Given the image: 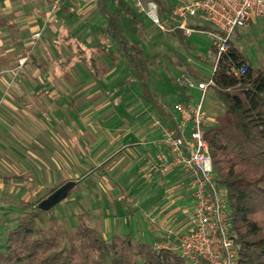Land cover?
<instances>
[{"label":"rangeland","instance_id":"374dc122","mask_svg":"<svg viewBox=\"0 0 264 264\" xmlns=\"http://www.w3.org/2000/svg\"><path fill=\"white\" fill-rule=\"evenodd\" d=\"M95 1L83 0L80 10L72 14L62 13L50 18L46 14L48 23L44 26L41 17L34 21L24 18L26 26L19 29L13 24L10 38L27 36L26 45H33L32 50L27 49L29 53L24 52L27 56L17 66L6 64L2 56L12 57L17 49L10 47L8 39L0 37L3 41L0 46V237L8 227L15 225L31 203L38 206L70 181L76 184L68 195L42 215L47 226L57 223L70 230L78 221V215L85 213L87 219L109 237L113 231L121 229V223L117 226L111 221L116 210L115 192L120 193V204L124 201L129 204L130 200L143 204L145 199L140 197L146 192L152 203L161 202L163 192L159 183L145 176L135 177L133 183L140 187L132 191L125 185L131 175L124 172V178H119L120 171L126 170L127 165L129 168L137 166L135 161L130 160L132 164H128L117 161L118 156L112 159L111 152L116 149L112 140H155L161 131L152 126L156 112L139 97L114 42L100 32L103 21ZM127 2L133 7L131 0ZM1 19L0 25L6 22L5 18ZM29 26L39 28L38 38L29 31ZM144 27L141 41L147 54H158L150 65L152 87L159 99L173 109L179 102L198 100L201 91L196 85H187L183 79L196 84L199 80L192 71L207 79L210 77L213 61L209 29H195L183 41L150 21H145ZM232 38L240 52L254 66L264 70V18L257 17L246 27H238ZM75 43L84 50L81 55L98 58L104 68L99 77L88 63L74 55ZM67 59L71 64L63 67ZM184 63H189L192 71ZM20 74L25 76V84L20 81ZM13 86L21 92H16ZM204 106L208 123L222 119L224 107L210 87L205 93ZM155 147L154 151L149 149L148 158L162 148ZM123 154L128 157V150ZM106 156L109 157L103 165L96 167ZM146 170H149L148 164ZM190 193L187 189L183 196ZM102 203L106 212L101 210ZM144 205L150 206L146 201ZM192 207L193 199H188L185 206L177 210L184 217L178 232L191 229ZM142 209L143 206L129 212L134 213L139 223H145L146 212ZM145 228L144 233L136 231L138 238L153 242L155 235H160L161 231L149 224Z\"/></svg>","mask_w":264,"mask_h":264},{"label":"trees","instance_id":"16d2710c","mask_svg":"<svg viewBox=\"0 0 264 264\" xmlns=\"http://www.w3.org/2000/svg\"><path fill=\"white\" fill-rule=\"evenodd\" d=\"M155 1L172 27L166 31L184 41L187 35L173 27L177 21L171 14L172 0ZM96 6L103 21L100 32L114 42L125 60L139 97L152 106L163 123L174 127L175 110L159 99L151 83L150 64L158 54L148 55L141 41L145 21L150 20L127 0H96ZM63 12L67 13L66 6ZM189 24L199 30L214 29L207 22ZM73 49L96 77L103 73L97 57L81 55L84 50L79 44L75 43ZM228 56L233 62L245 63L247 71L236 78L227 75L224 63L219 64L210 88L222 103L224 113L221 120L206 125L205 137L217 182L226 192L237 264H264V70L240 52L233 38ZM70 64V59L62 63L63 67ZM184 64L192 71L189 63ZM192 73L199 81L207 80ZM35 204L31 203L0 237V264H209L205 260L194 263L172 248H158L156 242L138 238L131 231L105 237L85 213L78 215L70 230L57 223L47 226L42 217L47 210Z\"/></svg>","mask_w":264,"mask_h":264},{"label":"built area","instance_id":"2783aa9c","mask_svg":"<svg viewBox=\"0 0 264 264\" xmlns=\"http://www.w3.org/2000/svg\"><path fill=\"white\" fill-rule=\"evenodd\" d=\"M79 1L51 0L49 18L57 15L66 4L70 11H74ZM131 1L133 7L157 27L163 30L172 28L168 25V17L160 14L155 0ZM171 14L177 21L173 27L182 29L186 35L195 30L190 22H207L214 27L208 30L212 36L210 58L213 66L207 80L194 84L183 79L187 85H196L201 96L198 100L174 105V127L163 123L158 116H152V126L161 131L156 142L162 148L150 160L151 167L161 172L179 167L189 178L193 199L191 229L178 232L168 228L164 240L156 247L177 250L194 263L205 260L209 264H237L238 251L228 223L226 192L217 182L205 137L208 116L204 100L207 89L214 85L213 75L219 64L224 63L227 75L236 78L247 71L245 63L229 59L230 39L238 27H246L257 17L264 18V0H172ZM34 36L38 38L40 31ZM151 222L155 223V217H151Z\"/></svg>","mask_w":264,"mask_h":264},{"label":"crops","instance_id":"0c3cea01","mask_svg":"<svg viewBox=\"0 0 264 264\" xmlns=\"http://www.w3.org/2000/svg\"><path fill=\"white\" fill-rule=\"evenodd\" d=\"M82 1L83 0L79 1V3L75 6L74 11H70L68 9L67 4L64 5L67 7V14L78 12L80 8L83 6ZM50 3H51V0H0V17L5 18V21H6V22H3L2 25H0V37L8 39V42L9 43L11 42L10 47H12L13 45L15 46V49H17V53H15L12 57H8L7 55H2L3 53L1 54L3 56V59H5L6 64L12 65V66L19 65V63H21V60L27 56V54H25L24 52L29 53L27 52V49L28 48L33 49L32 47L33 45H26L27 43L26 41H24V39L28 38L27 36H22V37L19 36L17 38H10L9 32L11 31L13 27L12 25L13 24L16 25L17 29H19V28L26 26V24L24 23L26 19L29 18V20L34 21L35 19H38L41 17L42 19L41 22L43 23V26H44V23L47 22L45 21V16L46 14L49 15L48 12H49ZM95 4H96V1H95ZM64 6L61 8L58 14L64 13L63 12ZM42 10L44 11V13L42 12ZM1 18H0V21H3ZM29 27H30L29 31L32 32V34L39 31V28L35 29L34 26H29ZM2 43L3 41L0 38V46L2 45ZM24 44L26 46H24ZM31 50L29 51L32 52ZM30 55H32L31 57L34 58L33 53H31ZM0 58L2 57L0 56ZM19 79L20 81H23V83L25 84L24 75L20 74ZM13 88L16 92L17 91L21 92L19 89H16L14 86ZM158 138L155 140L153 139L140 140L139 138H136L135 141L133 142L126 141V140L121 141V139H117L116 141L112 140V142H114V145L116 146V149H114L111 152V154H114L112 159L118 156L120 158L117 161L121 160L124 163L126 162L128 164H132L129 162L130 160H132L131 162L135 161L134 163H136V165L138 166V167L136 166L135 168L134 167L129 168L130 166L127 165L126 170L120 171V176H119L120 179L124 178L123 177L125 176L124 172L127 173L128 175L129 174L131 175L130 179L125 182L127 189L129 188L128 190H132V191L139 190L140 184L133 183L134 179L135 177L138 178L139 176H145L148 178L149 181L159 183L158 185L159 189H161L163 192L162 198L160 200L161 202L158 205L151 202V199H150L151 196H149V193L146 192L143 196H141L140 198L145 199V201L148 202V204L150 205L147 207V205H144L145 201L143 202V204H141L140 201L133 202V200H130L131 203L128 204L127 202L123 200L124 203L120 204L118 202V199H121L120 193L119 191L115 192L113 189V191L115 192V195H117L116 197L117 200L114 203V206H115L114 209L116 208V210L111 216V221L114 225H117V226H119L121 223V229L115 230L113 231V233H126V232L131 231L136 236V231L137 233L141 231H143L142 233H144L146 230L145 228L146 224H149V226H153L159 232L161 231L160 235H155V238H153V242H156V244L164 240L163 235L166 233V230L168 228H173L174 231H180L181 229L180 227L182 225L181 221L184 219V217H182L179 211L177 210H180L182 207L185 206L186 200L192 199V196L190 193L191 187H190L189 178L179 167H176L170 172H161L157 168L153 169L151 167L150 160L156 154L154 153V155L151 158H148L150 156L149 149L152 151L156 150L155 145L159 146V143L156 142ZM150 143L153 145H151ZM126 150H128V157L124 156L123 154L124 151ZM109 156L104 157L102 162L98 163L96 167H98L99 165L100 166L103 165V163L107 160V157ZM147 164L149 166V170L148 171L146 170L147 171L146 172L145 167H147ZM187 189H189L190 196L184 197L183 194L184 192H186ZM147 195L149 197H147ZM104 205L103 203L101 204V207H102L101 210L103 212H106V208L104 207ZM142 206H143L142 210L144 211V213L146 212L145 213L146 218L144 217L145 223L144 222L142 223V221L141 223H139L140 221H136V218L133 217L134 213L129 214V212L132 210L138 211V207H142ZM123 216L127 218L126 221L123 220L124 219ZM151 217H155V223L151 222ZM192 223L193 222L191 221V224Z\"/></svg>","mask_w":264,"mask_h":264},{"label":"water","instance_id":"95a60500","mask_svg":"<svg viewBox=\"0 0 264 264\" xmlns=\"http://www.w3.org/2000/svg\"><path fill=\"white\" fill-rule=\"evenodd\" d=\"M75 182H68L49 195L46 199L42 200L38 207L42 210H47L51 208L54 204L59 202L60 200L64 199L70 190L75 186Z\"/></svg>","mask_w":264,"mask_h":264}]
</instances>
